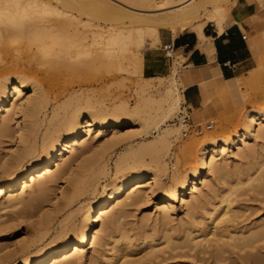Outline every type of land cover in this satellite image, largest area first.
Masks as SVG:
<instances>
[{"label": "bare ground", "instance_id": "bare-ground-1", "mask_svg": "<svg viewBox=\"0 0 264 264\" xmlns=\"http://www.w3.org/2000/svg\"><path fill=\"white\" fill-rule=\"evenodd\" d=\"M56 1L53 4L45 3L44 0H0V116L3 122L1 130L4 131L0 136H5L13 113L18 125V135H14L13 139L17 146L20 142L26 143L16 151L15 169L3 168L12 152L2 153L0 149V169L5 172L0 175V195L7 192V200L13 204L23 201L21 193L37 184L36 194L31 196L30 201L43 200L53 178L56 181L71 171L69 162L65 161L67 153L75 151L80 145H86L92 137L102 138L110 133L120 138L126 127L135 125L136 134L142 140L137 146H131L134 160L123 167L118 166L119 174L103 185L101 193L96 195L97 188L92 183L74 187L65 200L66 204L74 202L88 187L95 194L94 204L81 205L74 210L68 224L60 225L59 234L36 251L31 252L28 245H22L23 249L18 253L24 255V260L14 264H74L76 257L95 247L101 232L106 234V239L111 238L113 227L124 212V207L144 198L140 193L142 188L148 189V195L153 198L154 207L161 212L163 219L169 216V211H174V203L178 201L187 208L193 195L200 192L202 186L209 185L211 176L222 170L221 166H215L218 159L233 158L236 150L251 139L264 138L262 106L254 111L249 110L243 126L232 134L198 143L197 153L188 158V161L192 159L191 162L196 160L197 164L184 173L175 169L169 175V181L172 182L163 181L164 177L160 174L165 165L162 153L165 154L164 150L169 149L170 137L179 132L177 123L170 122L168 117L184 100L175 78L172 81L173 87L168 86L161 99L149 100L157 104L155 111L142 108L129 111L123 108L116 114L86 108L68 114L64 106H58L63 112L55 110L41 136H37L34 126H26V112L30 100L35 98L37 92V83L32 80V75L33 69L40 64L38 56L52 53L60 57L59 61L55 60L52 64L63 66L67 60H77L85 52L90 58L81 64L90 67L100 63L142 74L145 43L148 42L151 47V44L158 42L160 28L177 33L193 27L202 36V28L209 21H213L219 31L224 27L222 10L216 4L220 0H123L129 5L120 0H111L139 13L126 11L107 0ZM160 9L167 11L155 13ZM52 13L61 15L62 19H51L49 15ZM82 14H87L88 18L83 20ZM116 23H125L126 26H115ZM56 30L63 31L62 37H51ZM147 32L149 38L145 37ZM15 38L21 43L34 39L38 51L29 52L23 59L17 49L12 51L8 48L9 43H4L5 40L13 42ZM189 81L186 77L182 82L185 85ZM240 84L238 77H235L229 85L234 89ZM25 85H29L30 93L23 98ZM30 109V113L36 110L33 106ZM39 138L40 143L37 144ZM126 138L131 140V135L123 139ZM144 153L148 154L149 160L141 158L145 156ZM250 178L253 182L259 180L256 183L260 186V182L264 181V172H260L255 181ZM221 203L223 211L204 218L196 227L198 234L190 240L200 237L197 244L205 248L210 246L218 254L224 251V238L239 250L251 247L252 239L259 230H251L246 235L243 230L228 228L227 222L235 218V213L230 208V199L225 198ZM114 206L117 209L108 211ZM56 213L53 209L47 214V218L38 225V233L50 227ZM79 213L82 218L77 224L75 218ZM166 238L170 244L172 237ZM128 242L126 240L124 244ZM172 245L176 246L174 243ZM7 247V244H0V254ZM252 256L256 260L259 255L256 253ZM127 262L132 263L134 260L121 263L116 261L114 264Z\"/></svg>", "mask_w": 264, "mask_h": 264}, {"label": "rangeland", "instance_id": "rangeland-1", "mask_svg": "<svg viewBox=\"0 0 264 264\" xmlns=\"http://www.w3.org/2000/svg\"><path fill=\"white\" fill-rule=\"evenodd\" d=\"M107 1L126 11L139 13L122 4ZM220 1L216 4L222 10L224 25H228L246 16L254 0ZM44 2L56 4L57 1L44 0ZM164 11L167 10L160 9L155 13ZM49 17L59 21L62 19L61 15L54 13ZM81 17L86 20L88 15L82 14ZM210 22L213 21L207 22L205 26L214 23ZM115 26L122 27L126 24L116 23ZM160 30L170 31L166 28ZM52 35V38L62 37L63 31L56 30ZM145 37L149 38L148 32ZM259 39L261 35L254 40L257 47L256 66L237 76L241 82L239 87L231 89L229 85L231 80H213L204 83L206 93L204 95L201 93V106L192 110L190 114L193 122L199 124V130L182 136L184 127L177 124L179 132L170 137L169 149L164 150L165 154L162 153L165 165L160 174L164 177L163 181L172 182L169 181V175L175 169L184 173L197 164L196 160L191 162L192 159L188 161V158H192V154L197 153L198 143L209 138H224L232 134L243 126L244 117L249 110L254 111L264 106V42H260ZM32 40L21 43L15 38L13 42L5 40L4 43H9L8 48L12 51L17 49L25 59L29 52L37 50L35 40ZM157 43L154 42L151 46ZM145 46L150 44L146 42ZM84 54L85 52L81 53L77 60H67L63 66L52 64L60 59L52 53L37 57L40 64L33 69L34 75H32V80H36L34 82L37 83V92L35 98L30 100L26 112V126L32 128L34 126L37 129V136H41L47 122L53 118L55 110L63 112L58 106H64L68 114L86 108L116 114L123 108L129 111L140 108L155 111L157 104L153 102L162 98L168 86L173 87L174 78L180 91L185 87L181 80L185 70L182 56L173 60L168 75L162 78H150L143 77L138 72L100 63L89 67L81 64L90 58L89 54ZM23 91L25 93L22 96L26 98L30 93L29 85H25ZM150 99L154 101L149 102ZM183 104L184 101L181 100L170 113L168 117L170 122L175 121L174 118ZM32 106L36 110L30 113ZM114 117L119 119L117 115ZM16 120V115L12 113L5 136H0L1 152H12L5 161L3 166L5 169L17 168L16 151L26 144L20 142L17 146L13 139L14 135H18ZM210 120H213V126L206 129L205 125ZM2 126L0 116V133L3 134ZM136 131L134 125L126 127L120 138L110 133L102 138L92 137L86 145H80L75 151L67 153L65 161L69 162L71 171L56 181L53 178L41 201H30L31 196L36 194L37 184L21 193L23 201H16L13 204L8 202L7 192L0 195V238L2 239L0 244L8 245L0 254V264L23 261L24 255L18 253L23 249L22 245H28L31 252L36 251L59 234L60 225L68 224L70 214L74 213V210L81 205L94 204L95 194H92L91 187H88V190L71 204H66L65 200L74 187L87 186L89 183L97 188L96 195L101 193L103 185L119 174L118 166L123 167L134 160L130 152L131 146H137L142 140ZM128 135H131V140L123 139ZM37 141L39 144L40 138ZM146 154L144 153L145 156L142 155L141 158L149 160ZM215 166H221L222 170L211 176L209 185L202 186L201 191L193 195L189 201L190 205L184 208L180 201L174 203V211H169V216L164 219L161 212L154 207L148 189L142 188L140 193L144 198L138 203L124 207V212L113 227L111 238L106 239V234L101 232L95 247L87 249L76 257L74 264H114L116 261L121 263L130 259L134 262L125 264H264V223H262L264 222V181L260 182V186L256 183L259 180L255 181V177L260 172H264V138L251 139L249 143L236 150L235 157L226 160L220 158ZM3 174H5L4 170L0 169V175ZM249 177L255 182L250 181ZM225 198L230 199V208L235 213V218L227 222L228 228L243 230L246 235L254 229L259 230V233L253 237L251 247L241 250L231 246L228 239L224 238L222 244L224 251L218 254L210 246L205 248L197 244L200 237L190 239L198 234L196 229L200 222L205 220L204 218L223 211L221 202ZM26 202L30 203L26 204ZM53 209L57 212L53 223L48 229L38 233L39 223L46 219L47 214ZM114 209L117 207L114 206L108 211ZM81 218V213L76 214L75 222L79 224ZM100 225L101 223L99 227ZM167 236L172 237L170 244ZM126 240L130 242L124 244ZM173 243L176 246L171 247ZM256 253L259 256L254 260L252 254Z\"/></svg>", "mask_w": 264, "mask_h": 264}, {"label": "crops", "instance_id": "crops-1", "mask_svg": "<svg viewBox=\"0 0 264 264\" xmlns=\"http://www.w3.org/2000/svg\"><path fill=\"white\" fill-rule=\"evenodd\" d=\"M209 25L203 26L202 36L192 27L177 33L159 29L158 43L145 46L143 53V77L166 76L172 61L162 46L171 43L174 56L184 59L181 80L188 77L190 81L182 89L183 101L193 110L201 106L205 82L230 81L256 66L254 40L261 35L259 41L264 42V0H254L246 16L223 25L222 31L214 23Z\"/></svg>", "mask_w": 264, "mask_h": 264}, {"label": "built area", "instance_id": "built-area-1", "mask_svg": "<svg viewBox=\"0 0 264 264\" xmlns=\"http://www.w3.org/2000/svg\"><path fill=\"white\" fill-rule=\"evenodd\" d=\"M242 37L245 38V35H242ZM162 49L165 52V56L170 58L171 61L173 62V60L176 57L174 56V50H173L171 43L163 44ZM192 110H193L192 106L184 103L183 106L180 107L177 115L174 118L175 119L174 122H176L177 124H180L182 127H184L182 130V136H186L191 131L199 130V124H195L189 115V113ZM213 123H214L213 120H210L205 125V128L206 129L212 128Z\"/></svg>", "mask_w": 264, "mask_h": 264}]
</instances>
